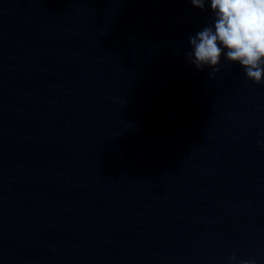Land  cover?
Instances as JSON below:
<instances>
[{
    "label": "clouds",
    "instance_id": "1",
    "mask_svg": "<svg viewBox=\"0 0 264 264\" xmlns=\"http://www.w3.org/2000/svg\"><path fill=\"white\" fill-rule=\"evenodd\" d=\"M191 3L203 10L206 0ZM210 7L213 23L189 37L188 61L214 73L223 55L231 63L238 62L248 80L264 83V0H210Z\"/></svg>",
    "mask_w": 264,
    "mask_h": 264
}]
</instances>
